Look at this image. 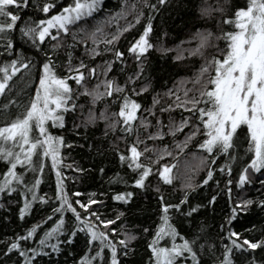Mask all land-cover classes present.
Masks as SVG:
<instances>
[{"label": "snow or ice", "instance_id": "obj_1", "mask_svg": "<svg viewBox=\"0 0 264 264\" xmlns=\"http://www.w3.org/2000/svg\"><path fill=\"white\" fill-rule=\"evenodd\" d=\"M227 4L229 0H223V4L217 0L215 6L203 0L199 6L201 17L207 19L214 13H231L222 15L217 23L233 26L234 30L223 31L220 36H214L207 29L196 33L194 38L199 43L195 50H189V54L212 46L213 38H223L226 47L218 49L222 59L212 57L205 61L200 75L192 81L199 83V88H185L183 85L187 81L181 80L167 90V96L175 99L166 107H160L159 112L180 108L189 115H182L179 121L169 116L165 125L156 115L159 94L153 96L152 104L148 106L137 97L148 94L152 87L154 69L146 55L150 54L149 50L172 51L163 47L159 38L156 45L151 41V33L156 27L153 13L162 14L169 0H156L155 4L142 0V7L149 9L146 15L135 0H121L120 11L111 14L105 23L111 24L113 20L129 15L132 19L111 32L110 39L103 40L106 47L102 50L85 48L84 55L90 58L105 52L113 53V60L105 59L102 65L95 66L85 63L84 59L74 63L73 51L81 42L78 33H84L93 44L101 43L97 35L104 34L100 24L94 25L91 31L87 25L89 18L104 11L102 0H70L54 14L55 0H0V56L6 60L0 65V116L6 121L0 126V162L4 164L0 169V194L11 199L19 191L22 205L18 206L17 215L21 220L37 203L50 206V214L27 227L23 235L16 233L0 241L3 245L0 247V264H37L44 257H48L47 264H58L52 260V255L63 254V245L72 256V246L77 240L84 245V250L74 264H136L133 241L137 234L129 228V216L137 211V198L147 191L154 175L157 183L152 187L158 201L160 223L148 244L151 255L147 264H204L203 256H215L218 249L208 242L206 219L200 222L197 218L202 210L205 217L208 212L215 211L217 188L229 194L230 213L220 225L221 232L217 233L222 258L216 257L212 264H237V256L240 264H257L254 255L249 258L245 254L264 248V236L259 240L249 239L231 226L238 212H247L249 206L255 205L264 211V0H247L246 7L234 11L225 8ZM29 10L43 13L47 18L32 19ZM136 25H141L142 31L137 32L127 48L135 64L131 71L126 68L116 71L115 62H122L124 53L116 49L114 43L121 33ZM17 28L19 40L33 50L34 67L39 77L35 94L25 103H21L18 93L13 94L10 84L21 69L33 65V59L23 55L17 47ZM69 33L72 43H67ZM83 42L87 43V40ZM62 49L66 59L59 55ZM173 59L180 60L182 56L178 52ZM57 65L67 74H58ZM93 79L96 82L89 86ZM69 80L75 82V89ZM178 93H182L183 98ZM81 96L88 99L81 103ZM100 104L103 107H99ZM86 105L87 112L84 111ZM112 105L118 108L110 111ZM11 106L23 108V112L10 117ZM69 116L72 118L70 128ZM149 117L155 120L154 125ZM150 128L153 130L149 131ZM185 128L188 131H183ZM50 129L59 131L54 134ZM141 129L144 130L143 138ZM177 134H182L183 140H177ZM199 135L203 139L196 146L207 153V157H201L205 174L196 181L194 176L199 168L192 170V175L181 184L180 194L169 199L160 185H172L173 165L155 169L153 165L156 159L172 156L173 152L167 145L160 147L146 141H163L165 136H171L178 154ZM119 142L125 145L123 151ZM245 143L247 148L241 153ZM142 144L141 149L139 145ZM62 149H68L69 153L79 149L84 156L95 154L100 157H105L106 152H114L119 163L132 174L131 190L112 196L114 201L125 206L124 209L117 211L114 217L105 216L99 208H93V205L103 204L95 198L96 193H90L86 202L72 199L66 191L69 177L64 175L63 169L76 173L70 177L73 181L90 179L92 172L103 173L105 169L99 164L86 168L75 160L65 163L68 157ZM220 158L223 163L219 162ZM48 161L55 175L53 197L38 195L36 191ZM236 161L240 163L239 168L235 166ZM29 172L34 174L31 182L25 175ZM211 181L215 184H210ZM110 182H124L127 187V182L118 174L110 178ZM233 186L241 192L251 186L258 198H240L233 204ZM206 187H212L213 193L201 198L200 190ZM80 195L78 191L71 194L72 197ZM66 213H71V217ZM53 216L57 218L51 227L38 231L41 225L52 221ZM184 224H188V228L181 233ZM255 229L253 224L247 231ZM260 230L264 232V225ZM144 231L148 232V228Z\"/></svg>", "mask_w": 264, "mask_h": 264}, {"label": "trees", "instance_id": "obj_2", "mask_svg": "<svg viewBox=\"0 0 264 264\" xmlns=\"http://www.w3.org/2000/svg\"><path fill=\"white\" fill-rule=\"evenodd\" d=\"M70 0H55L56 7L52 9V13L59 11L60 7L65 6L69 3ZM104 11L95 15V18H89L88 20V29L93 30V26L96 24H100L103 35L97 34L101 43L93 44L92 40L88 38L84 33H78L77 38L81 42L78 43L73 51L74 55V63L78 59H84L85 63L90 66H95L96 64H103L105 59L113 60L112 52H105L102 56H96L95 58H90L84 55V50L87 47H96L97 49L102 50L106 47L103 43L105 38L110 39V33L114 32L118 26H124L127 20H131V15L125 17L121 20H113L111 24H106L105 22L113 13H117L120 11L121 0H102ZM138 6H140V10L145 13H148L149 9L142 7V0H135ZM150 3L155 4L156 0H149ZM203 0H169V5L166 10L161 13H153V21L156 25L154 31L151 33V41L154 45L157 44L158 38L162 43L163 47L172 49L167 53H162L157 51L155 48L150 49L149 53L146 54L149 63L152 65L154 72L152 73V87L148 94L137 97L138 101L143 105L148 106L152 104L153 96L159 94L160 103L156 107V115L160 116L163 123L165 125L169 122V116H171L174 120L179 121L181 116H188L189 113L185 112L180 108H173L171 112L160 113V107H166L168 104L172 103L175 97H168L167 90L172 89L174 83H177L181 80L187 81L186 84L183 85L185 88H199L200 84H193L192 81L196 79L200 75V69L202 65L205 63L207 59H211L212 57H217L221 59L220 52L218 49H224L226 46V41L221 39L212 40V46L204 47L199 51H193L192 54H189V50H195L199 43L198 39H195V35L198 31H204L205 29L210 30L214 33V36H220L223 31H232L234 30L233 26L225 25L223 23H217V21L221 18L222 15H230L231 13H214L211 19H207L201 17L198 9L202 4ZM217 0H208V3L215 6ZM220 3L223 4V0H220ZM247 5V0H229V4L224 5L225 8H231L234 11L237 8H244ZM32 19H40L47 18L45 14L35 12L34 10H29ZM146 23V20L144 21ZM17 47L20 48V51L23 55H26L29 59H33L32 57V49L29 44H24L23 41L19 40L18 36V28H17ZM142 31L141 25H136L134 28L129 29L127 32H123L120 35V39L114 43V47L119 49L124 53V57L121 58L122 62H115L117 64L116 71L119 68H126L128 71H131L135 61L130 58V55L127 52V48L130 46V43L134 41V38L137 36V32ZM164 33H167L165 36ZM87 40V43H84V40ZM48 40V38H46ZM181 41H184L181 44ZM67 43H72L71 33L67 36ZM23 45V47H20ZM177 45H179V49H177ZM159 46V45H158ZM179 52V55L182 56V59L175 60V57ZM59 55L61 58L66 59L64 56V50H60ZM14 58V57H13ZM6 63V60L3 56H0V65ZM36 61L33 59V65H30L28 69H21L19 73L15 77H13V81H10L13 88V94H19L18 98L21 103H25L29 100L31 96L35 94L36 88L35 85L38 83V74L35 70ZM58 74L64 75L67 74L65 69L57 65ZM213 74V73H212ZM96 81L93 79L89 82V86L94 84ZM121 82H123L121 80ZM73 89L76 88L75 82L69 80ZM181 95L182 93H178ZM192 95V93H189ZM80 102L84 103L88 98L85 96H81ZM87 105L85 106L84 111L87 112ZM99 107H103L102 104ZM118 108L117 105H112L109 109L110 111L116 110ZM22 113L23 108H17L15 106H11L10 117H14L17 113ZM146 115V113H142ZM149 120H152L153 125L155 124V120L152 117H149ZM5 118L0 116V126L5 123ZM135 123V122H134ZM72 124L71 116L68 117V127L70 128ZM100 127H103L101 124ZM54 134L57 133L58 129H50ZM153 129L150 128L149 131ZM165 132L167 128L163 129ZM83 131V129H81ZM141 138H143L144 130L141 129ZM183 131H188L185 128ZM246 131V129H245ZM182 134H177V140H183ZM203 139L202 135L194 138L188 146L184 149L182 153H178V150L174 148L173 145V137L165 136L163 141H146L147 144H157L160 147H164L167 145L169 150L173 152L172 156L164 155L158 159H156V164L153 165V168H157L161 165L171 164L172 167V175H173V183L172 185H163L161 184V191L165 193V196L169 199H174L176 196L180 194L181 184L185 182L186 177L192 175V170L199 168L198 171L195 172L194 179L199 181L204 173V167L201 165V157H207V153L202 152L199 148H197V143ZM239 143V141H238ZM107 147V145H106ZM119 147L123 151L124 143L119 142ZM142 149L143 146L139 145ZM247 148L246 143L240 149L241 153ZM62 152L68 159L65 160V163H72L73 160L76 163L83 165L86 168L92 167L94 164H99L102 166L105 171L100 173L98 171H94L91 173L90 179L84 180H76L73 181L70 177L76 175V173L63 169L64 175L69 177L66 181V191L69 192V195L72 199H80L81 201L86 202L89 198L90 193H96L95 198L103 201V204L93 205V208H99L100 212L105 216L114 217L117 211L123 210L124 205H122L119 201H114L112 196L123 192L125 190H131V173L128 171L126 166H122L119 163V160L115 158V154L112 151L106 152L105 157L96 156L93 154L92 156H84L81 154L79 149H75L72 153H69L68 149H62ZM145 163H149L148 160L144 161ZM220 163H223V159H219ZM235 166L239 168V161L235 162ZM4 168V164L0 162V169ZM40 174V173H37ZM119 175L122 181L127 182V187L124 182H110V178ZM28 177L29 182L32 180L33 173H25ZM41 175V183L36 189L38 195L53 197L55 194V175L51 171V162L48 161L46 163L45 169ZM235 175V173H233ZM2 178V176H0ZM157 177L154 175L151 177V185L148 187L146 192L140 193L138 196V208L133 216H129V228L132 232L137 234V239L133 241L136 250L135 261L136 264H147L148 258L151 255L150 250L148 249V244L152 240V236L156 230V226L160 223L159 219V207L158 201L156 199L155 193L153 191L152 185H156ZM210 184H215V181H211ZM258 187V185L256 186ZM80 192L81 195L78 197H72L71 194L73 192ZM213 193L212 187H206L200 190V197L203 198L205 195H209ZM215 193L217 194V202L215 204V211L208 212L206 217L201 211L200 217H198V221L203 222L206 219L207 226L209 228V237L208 242L210 244H214L218 251L215 253L214 257L203 256L202 259L204 264H212L213 259L216 257H220V245L221 240L217 233L221 232L220 225L224 222L225 217L229 215V194L226 191H222L221 189H215ZM240 198H252L257 199V192L255 188L249 186L245 191L241 192L239 189H235L233 186V193L231 196V202L235 204ZM28 199H31L29 196ZM54 203V202H53ZM22 205V200L19 196V191L14 194L11 199L8 196L0 194V241L7 240L12 237L16 233L21 235L24 234V230L31 226L34 223L39 222L42 216L50 214V206L48 205H40L39 203L33 206V209L26 213L24 220L18 218L17 211L18 206ZM67 217H71V213H66ZM57 217L53 216V220L50 222H46L44 225H41V228L38 231L42 232L44 228L51 227L52 223L55 222ZM256 225V229L253 231H247V229H251L252 225ZM119 222H117V226ZM264 225V211L255 207V205L249 206V210L247 212L240 211L237 214V218L233 221L232 228L235 231L241 233L243 237H247L249 239L259 240L262 236H264V232H262L261 226ZM227 227V225H225ZM144 228H148V232L144 231ZM188 228V224H184L180 231L183 233ZM39 237L37 236L36 239ZM225 243L227 241L225 240ZM163 244V241L161 242ZM3 245L0 244V247ZM63 250V254L60 255H52V260L57 261L58 264H74V260L78 259L80 255L83 254L84 245L77 240V243L72 246L73 255L69 256L64 246L61 245ZM249 258L251 256H255L257 264H264V248H258L254 252L249 250V253H246ZM222 258V257H220ZM237 264H240V257H236ZM48 257H44L42 261L38 260L37 264H47Z\"/></svg>", "mask_w": 264, "mask_h": 264}, {"label": "rangeland", "instance_id": "obj_3", "mask_svg": "<svg viewBox=\"0 0 264 264\" xmlns=\"http://www.w3.org/2000/svg\"><path fill=\"white\" fill-rule=\"evenodd\" d=\"M226 47V46H225ZM221 59H222V56H221ZM204 65V64H203ZM213 74H214V72H213Z\"/></svg>", "mask_w": 264, "mask_h": 264}, {"label": "bare ground", "instance_id": "obj_4", "mask_svg": "<svg viewBox=\"0 0 264 264\" xmlns=\"http://www.w3.org/2000/svg\"><path fill=\"white\" fill-rule=\"evenodd\" d=\"M142 146L144 147V145L142 144Z\"/></svg>", "mask_w": 264, "mask_h": 264}]
</instances>
